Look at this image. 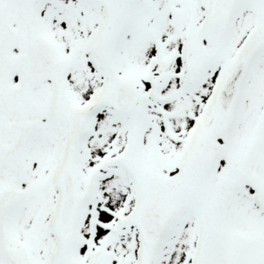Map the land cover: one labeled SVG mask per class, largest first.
Here are the masks:
<instances>
[{"label": "snow or ice", "instance_id": "snow-or-ice-1", "mask_svg": "<svg viewBox=\"0 0 264 264\" xmlns=\"http://www.w3.org/2000/svg\"><path fill=\"white\" fill-rule=\"evenodd\" d=\"M0 264H264V0H0Z\"/></svg>", "mask_w": 264, "mask_h": 264}]
</instances>
